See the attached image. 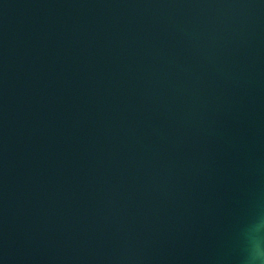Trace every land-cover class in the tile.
Returning <instances> with one entry per match:
<instances>
[{"label": "water", "instance_id": "obj_1", "mask_svg": "<svg viewBox=\"0 0 264 264\" xmlns=\"http://www.w3.org/2000/svg\"><path fill=\"white\" fill-rule=\"evenodd\" d=\"M264 209V0H0V264H240Z\"/></svg>", "mask_w": 264, "mask_h": 264}, {"label": "clouds", "instance_id": "obj_2", "mask_svg": "<svg viewBox=\"0 0 264 264\" xmlns=\"http://www.w3.org/2000/svg\"><path fill=\"white\" fill-rule=\"evenodd\" d=\"M242 244L240 264H264V209H261L239 232Z\"/></svg>", "mask_w": 264, "mask_h": 264}]
</instances>
